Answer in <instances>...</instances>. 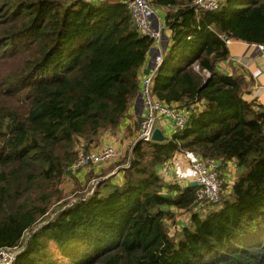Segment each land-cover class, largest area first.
<instances>
[{
  "label": "trees",
  "instance_id": "obj_1",
  "mask_svg": "<svg viewBox=\"0 0 264 264\" xmlns=\"http://www.w3.org/2000/svg\"><path fill=\"white\" fill-rule=\"evenodd\" d=\"M149 1L166 10L172 41L152 93L185 106L189 121L164 141L135 143L113 177L64 206L57 185L120 127L153 42L119 0H0V250L31 233L13 264H264V105L243 97V75L217 69L228 39L264 43V0H221L214 11ZM177 151L223 169L222 199L206 214L193 209L197 185L158 173ZM231 160L239 174L229 184ZM55 205L64 207L33 231ZM176 215L180 230L169 228Z\"/></svg>",
  "mask_w": 264,
  "mask_h": 264
},
{
  "label": "built area",
  "instance_id": "obj_2",
  "mask_svg": "<svg viewBox=\"0 0 264 264\" xmlns=\"http://www.w3.org/2000/svg\"><path fill=\"white\" fill-rule=\"evenodd\" d=\"M94 1V0H89ZM124 3L130 13L131 20L136 26L140 34L147 36L153 42L152 48L154 52L153 62L149 67V72L141 77L140 93L142 95L144 114L138 123L137 133L134 139V144L142 141H152V134L156 127V122L159 118L166 119L173 130L182 129L189 121L190 113L185 106L181 104L167 103L164 100L157 98L152 93V83L155 77L156 70L164 60V53L160 46V41L163 35V28L155 26L152 22L155 16V10L151 6L149 0H119ZM221 0H193L192 7L195 9H203L207 11L217 10ZM260 52H264V43L253 44ZM208 75V73H206ZM133 146V145H132ZM120 151L113 145H104L96 149L83 150L78 157L70 165L69 170L78 172L86 168L100 169L107 161L118 158ZM190 170L194 175V180L198 186L196 192L197 204L193 208L201 214H206L211 210L213 204H217L222 199V175L223 169L220 168V163L216 159H204L200 156H192L190 159ZM228 183L232 184L231 176L228 178ZM178 183V182H176ZM94 188L86 191L85 195L78 197L85 199L92 195ZM190 213H185L184 217L188 218ZM35 227L33 230H36ZM18 246L6 247L0 250V255L3 259L13 264L17 253ZM4 253H7L5 257Z\"/></svg>",
  "mask_w": 264,
  "mask_h": 264
},
{
  "label": "crops",
  "instance_id": "obj_3",
  "mask_svg": "<svg viewBox=\"0 0 264 264\" xmlns=\"http://www.w3.org/2000/svg\"><path fill=\"white\" fill-rule=\"evenodd\" d=\"M155 16L152 20L155 26H161L163 28V35L160 41L161 49L163 50L164 56L171 44L170 32L167 31L164 24V17L166 10L164 8H155ZM229 55L225 61H221L217 64V69L228 75H243L248 81V86L246 87L243 97L247 101H251L257 104L264 105V52H260L253 44L237 40L228 39L226 41ZM154 58V52L147 58L146 63L142 67V75L145 68L151 67L152 60ZM141 88V81H140ZM196 111L204 110L202 103L192 104ZM187 109V108H186ZM188 110V109H187ZM189 111V110H188ZM144 114V107L142 101V95L139 93L134 99L131 108L129 109L128 115L125 117L120 127L116 130H106L102 133L98 144L113 145L119 149V151L124 155L128 154L129 150L132 148V139H135L138 123ZM156 127L159 128L164 135L169 137L173 132L170 123L164 119L159 118L156 122ZM155 127V128H156ZM129 143H131L129 145ZM100 146V147H101ZM123 155V156H124ZM195 156L190 152L177 151L173 156L165 163L161 169L158 171L164 183H176L183 186L190 185L194 180V175L190 170V159ZM86 168L76 173L78 177L87 174ZM236 169V171H235ZM95 172L103 173L104 175L110 174L105 170L104 167L101 169H94ZM225 176L226 180L233 175L235 172L239 174V169L236 166L235 160L227 162L225 165ZM235 171V172H234ZM231 172V173H230ZM110 176V175H108ZM83 179V178H82ZM81 180V179H80ZM166 191V189H165ZM175 226L178 230L187 224L186 219L182 216L176 215L174 220Z\"/></svg>",
  "mask_w": 264,
  "mask_h": 264
},
{
  "label": "rangeland",
  "instance_id": "obj_4",
  "mask_svg": "<svg viewBox=\"0 0 264 264\" xmlns=\"http://www.w3.org/2000/svg\"><path fill=\"white\" fill-rule=\"evenodd\" d=\"M132 145H134V139H132ZM131 143H129L130 145ZM101 146V144H96V145H91L90 149H96L99 148ZM132 149V148H131ZM131 150H129L128 153H130ZM124 153L122 154L120 152V155L118 156V158L107 161L105 164L102 165V167H104L105 170H109L108 172L110 174L108 175H112L111 177L114 176V174L116 173V171L119 169L118 166L116 164H118L119 162H121V160L123 159ZM126 165H122L119 167H125ZM101 169V168H100ZM87 174L84 173V175H82L81 177H78L77 175L75 176H65V178H62V180L59 182L58 189L61 190L62 192V197L65 200L64 202L66 203L64 206H68L69 204H71L72 202H74L75 200H77L78 197H82L83 195H85L86 191L89 190L91 187L95 189V187L97 186V184L103 180H107L109 179L108 175H104L103 173H100L101 171L99 170V172H93L92 169H87ZM236 171V169H235ZM234 171V172H235ZM231 173V172H230ZM238 176V173L235 172V174L232 176L233 180L236 179V177ZM88 177V179H87ZM77 178V179H76ZM83 178V179H82ZM81 179V180H80ZM84 189V191H83ZM80 190H82L80 192ZM58 205V204H57ZM64 206H59L60 209H62ZM59 208L56 209V205L54 207V209L52 208V210L50 211L49 214V218H47L46 220H41L37 226L35 227H39L42 223H46L47 220H49L50 218L53 217V215L60 210ZM169 228H171L172 226L170 224H172V220H170L169 222ZM35 231V230H33ZM171 232H173L171 230ZM31 234V233H30ZM29 233H26L19 245V248L17 250H21L22 249V243H24L30 236ZM54 249V253L58 254L57 250L55 247H53ZM5 257H7V253H4ZM61 261L65 264H70L68 261L64 260L63 258H61ZM0 264H9L8 261H6L5 259L2 258V256L0 255Z\"/></svg>",
  "mask_w": 264,
  "mask_h": 264
},
{
  "label": "water",
  "instance_id": "obj_5",
  "mask_svg": "<svg viewBox=\"0 0 264 264\" xmlns=\"http://www.w3.org/2000/svg\"><path fill=\"white\" fill-rule=\"evenodd\" d=\"M152 53H153V49L150 51V54H152ZM148 72H149V67L145 68L143 71L144 74H147ZM166 139H168V137L166 135H164L159 128L156 127L153 131V134H152V141H164ZM190 185L195 186L196 182L193 181L190 183Z\"/></svg>",
  "mask_w": 264,
  "mask_h": 264
}]
</instances>
